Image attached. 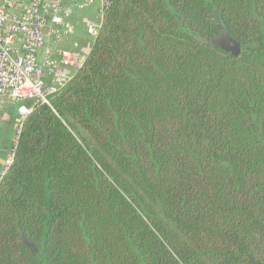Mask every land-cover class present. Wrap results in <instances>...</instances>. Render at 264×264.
<instances>
[{"label": "trees", "instance_id": "1", "mask_svg": "<svg viewBox=\"0 0 264 264\" xmlns=\"http://www.w3.org/2000/svg\"><path fill=\"white\" fill-rule=\"evenodd\" d=\"M83 54L23 124L0 264H264V0H110Z\"/></svg>", "mask_w": 264, "mask_h": 264}, {"label": "built area", "instance_id": "2", "mask_svg": "<svg viewBox=\"0 0 264 264\" xmlns=\"http://www.w3.org/2000/svg\"><path fill=\"white\" fill-rule=\"evenodd\" d=\"M109 5L110 0H0V127L8 108L16 115L0 184L12 166L27 117L41 106L54 112L52 99L84 66V54L66 48L75 32V15L94 9L86 32L95 38Z\"/></svg>", "mask_w": 264, "mask_h": 264}, {"label": "crops", "instance_id": "3", "mask_svg": "<svg viewBox=\"0 0 264 264\" xmlns=\"http://www.w3.org/2000/svg\"><path fill=\"white\" fill-rule=\"evenodd\" d=\"M94 15V10L93 9H88L86 11H83L81 14L80 18L81 20L79 21V24L77 23V32H74V34L77 36L78 39H80L81 30L83 26H85L90 20L91 16ZM81 40V39H80ZM74 44H76V39L73 38H68L66 42V48L71 49ZM74 50V49H73ZM16 115L15 111L13 108H8L7 109V114L4 119V122L2 126L0 127V169L2 168L3 161L6 155V149L10 145L12 138H13V132H14V121H15Z\"/></svg>", "mask_w": 264, "mask_h": 264}, {"label": "water", "instance_id": "4", "mask_svg": "<svg viewBox=\"0 0 264 264\" xmlns=\"http://www.w3.org/2000/svg\"><path fill=\"white\" fill-rule=\"evenodd\" d=\"M209 43L225 52L231 53L232 55H237L240 53V44L236 40L229 38L227 31L222 27H220L219 37L210 41ZM27 246L30 247L29 244H27Z\"/></svg>", "mask_w": 264, "mask_h": 264}, {"label": "rangeland", "instance_id": "5", "mask_svg": "<svg viewBox=\"0 0 264 264\" xmlns=\"http://www.w3.org/2000/svg\"><path fill=\"white\" fill-rule=\"evenodd\" d=\"M86 10H88V9H86ZM85 10V11H86ZM94 10V9H93ZM92 17L93 16H91V18L90 19H92ZM86 26L87 25H85V26H83L82 27V29L81 30H79V31H81V35H80V39H78L77 38V36L75 35V34H73L72 36H70V38H75L76 39V43H77V46H76V44H74V46L71 48V49H74V50H77V51H79L80 53H85V51H86V49L88 48V46H89V44L93 41V39H94V37L93 36H91L89 33H87L86 32ZM68 40V39H67ZM66 40V41H67ZM29 103H31L30 101L27 103V104H29Z\"/></svg>", "mask_w": 264, "mask_h": 264}]
</instances>
